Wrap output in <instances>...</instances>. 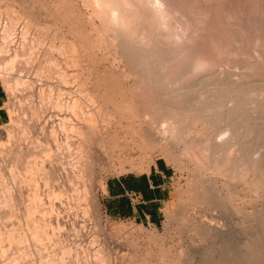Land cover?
<instances>
[{"label":"rangeland","instance_id":"rangeland-1","mask_svg":"<svg viewBox=\"0 0 264 264\" xmlns=\"http://www.w3.org/2000/svg\"><path fill=\"white\" fill-rule=\"evenodd\" d=\"M97 1L0 0V31L18 32L14 39L23 50L17 51L20 55L4 52L5 56L13 55L15 63L0 66L6 111L0 122V264H202L228 251L237 257L235 264H264V147H255L259 149L256 153L262 152L248 158L249 168L243 165L237 149L231 158L222 160L218 155L213 156L214 161L210 150L206 154L204 143L161 141V135V139L145 135L151 131V122L170 119V113L176 111L171 107L182 93L188 99L205 84L215 85L210 74L213 68L196 73L191 69L197 53L190 50L196 46L208 51L213 65L217 63L225 71L241 73L248 60L255 69L261 67L259 79L263 82L251 98L264 97L263 64L250 57L253 44L264 39V25L259 28L264 23V0H173L174 7L189 8L193 14L210 9L207 19L211 28L196 32L193 28L186 31V26L179 24L180 16L173 18L170 30L159 32L150 14L140 17L137 23L145 33L156 30L152 38L164 47L167 72L172 76L167 84H174L173 88L158 89L142 87L134 80L139 77L138 67L123 58L118 29ZM139 1V8L148 10L146 1ZM229 12L245 18L237 19L238 23L253 25V30L248 33L249 27L228 25L225 15ZM189 15L187 19L193 16ZM174 30L186 31L184 41L176 43L168 38ZM242 31H247V37L235 42ZM71 41L73 47L69 46ZM60 44L65 52L74 48L78 59L69 61L75 55L71 48L65 53ZM76 60L74 68L70 62ZM209 74L212 79L202 81ZM59 75L79 80L65 82ZM168 90L176 97L169 100ZM74 97L84 111L78 106L73 112L67 106ZM241 107L246 112L245 105L244 110ZM259 110L255 108L253 116L260 115ZM247 114L250 111L246 122L242 120L245 125L241 123L239 137L252 126ZM261 137L264 141V131ZM157 159L171 170L159 224L110 217L102 202L106 181L146 172ZM212 219L229 230V237L212 235L213 243L202 250V239H194L193 231L200 226L197 222Z\"/></svg>","mask_w":264,"mask_h":264},{"label":"bare ground","instance_id":"bare-ground-1","mask_svg":"<svg viewBox=\"0 0 264 264\" xmlns=\"http://www.w3.org/2000/svg\"><path fill=\"white\" fill-rule=\"evenodd\" d=\"M141 1H146L147 5H148L147 6L148 10L140 9L141 7L139 8V6L137 4L138 0H98L97 3L99 5L100 4L103 5L102 9L105 10L108 13V14H106L107 18L109 17L108 20H110L111 23L113 22L114 25L116 26V28L118 29V33L120 34V39L119 40H121V42H119V44H121V45H119V46H121V50H122V52L124 54L123 56H126V57H123V58H126L127 61L130 62V64L133 63L134 66L136 65L138 67V68L135 67L136 68L135 70L139 73V77H136L134 80L139 82L142 87L149 88V89L150 88L158 89V88L172 87L174 84L172 86H169V84H167V82L169 81L168 79H171L172 76L170 75V73L167 72L168 61L165 58L166 56L163 54L164 53V51H163L164 47L162 48L161 45L155 43V40L152 38V36H154V33L157 34V32H155L156 30H154V29H156V27H157L159 29V30H157L158 32L160 30L161 31L170 30L171 24H172L171 21L173 20L174 17H176L177 20H178V16H180L182 18V21H179V24L186 26V31L191 29V28H193L195 30V32L197 30L200 31L202 29L209 28V26H212L210 24L211 20H209L210 21L209 22L208 19H207L210 16V14H211L210 9L209 8L202 9L199 13H198V11L195 10L197 13L194 12V14H193V13H190L191 10L189 8L177 9L176 7H174L173 4H174L175 1H173V0H141ZM141 1H139V3ZM136 4H137L138 7L136 6ZM148 11H150L151 13L148 12ZM234 11H238V10H234ZM245 12L246 11L244 10V13ZM147 14H150L149 15L150 19L156 25L154 27V29L152 30L154 32L153 33L151 32V33H148V34L145 33L144 29L141 28V26L137 23V21H138V19H140V17H144V16L147 17ZM189 14H191L193 16L195 15V16H198V17H196L194 19H191V17H193V16H191L190 19H187L186 17L190 16ZM215 14H217V13H215ZM238 15L236 14V12H234V13L229 12L228 15H225L226 16L225 19L227 18V21H228V22L226 21V23L228 25L229 24L233 25V27H235V25H236V27H237L240 24V23H238L237 19L240 20V21L241 20L242 21L245 20V18L244 19L243 18L239 19ZM212 17H214V15ZM8 22H9V20H8ZM260 22H262V20ZM214 23H215V26L214 25L213 26L215 28H217L218 27L217 26L218 23L216 24L215 19H214ZM257 23H258V21H257ZM179 24H177V25H179ZM262 24L264 25L263 22L261 24H259L260 30L263 27V26H261ZM240 25H242V23ZM257 25L254 26V29H256ZM243 26H245V25L243 24L242 27H240V28L249 27V28H247V30H249L248 33L253 30V25L251 27H250L249 24H248L247 27H243ZM180 27H178V28H180ZM178 28H176V29H178ZM215 28H213V29H215ZM110 30H111V28H110ZM238 30H237V32L240 31V30L239 31ZM147 31H148V29H147ZM179 31H177V30H174L172 32L170 31L171 33L169 32L170 35H168V38L170 40L176 42V43H180V42L184 41V39L186 37V34H185L186 31L185 32H179ZM220 32H222V31H220ZM225 32L226 31H224V33ZM242 32L244 34H242L239 37H237L235 39V42L241 43L247 37V34H248L247 31H242ZM17 34H19V33L16 32V31H12L10 29H8V30L6 29L3 32L0 31V66L1 67H3L2 64L8 65L7 63H9V65H12V63H15V62H13L14 60H12V58H11V56H13V55L8 57L9 55L5 56L4 52H13V51H15L16 53H18L17 51H19L21 49L20 46L16 45L17 43L15 42V39H14L15 35H17ZM24 34H25V31L22 30L21 35L23 36ZM256 36H257V34H256ZM256 36H255V38H256ZM196 38H198V37H196ZM199 38H200V36H199ZM250 41H251V38H250ZM61 42H59V43H61ZM65 43H66V41H65ZM68 43H69V46H71L73 44L72 41L68 42ZM200 43L201 42H199V44ZM63 45H61V50H62L63 47H66L64 43H63ZM23 46H21L22 49H25V48H23ZM200 46H202V45H200ZM71 47H73V45ZM71 47H69V48H71ZM69 48H67V49H69ZM86 48H89V47L87 46ZM67 49H66V52H65V49L63 48L65 53H68ZM250 49H251L250 57L253 58L255 61H257L258 63L263 64L262 67H264V39L262 41L257 40ZM85 50H84V52H86ZM90 50H92V48ZM20 51H23V50H20ZM71 51H72V53L74 55L77 54V52L76 53L74 52V51H76L74 48H73V50L71 48ZM190 52H194L195 54L197 53V57H196L193 65L191 66L192 67L191 69H192L193 73H196V72H199V71H201V72L203 71L204 72L205 70L206 71H211V70L214 69V71L210 72V74H212L215 77V85L213 84L214 86H211L212 85L211 84L212 82H211V83H209L210 85H206L205 84V86H202L199 89L197 88L198 90L196 92H198V93L194 92L195 94H193V96L189 97L188 99H185L184 96L182 95L183 94L182 93L180 95L179 101H177L178 100L177 99L176 100L177 103H175V105H172V107H171L172 109L174 108L176 111L175 112H174V110H173V112L170 111L171 112L170 113L171 114L170 115V119H167V118H169V117H167L166 120H168V121L160 120L159 122L158 121L157 122L155 121L153 123L151 122V124H152L151 131H149V133H146L145 135L148 136V137H152V135H155V136L159 137L161 135L162 136L161 138H163L161 141H164V140H178L179 142H184V141H188L190 139L192 145H199V144L204 143V145L203 144L202 145L206 148V149L203 148V149L206 150V154H209L208 152L210 150V156L212 155V157L213 156L216 157L218 155H221L222 160H225L227 158H231V155L234 154L233 151L235 149H237V151L239 153H242V157L241 158H243V160H244L243 165L247 166L249 157L252 158V155H254L253 157H255V154L256 155L258 154L259 156L261 155L262 151L260 152V154L258 152L256 153L257 148L255 150V147H258V148L261 147V146H262V148L264 147V141H262V137H261V134L264 131V97L263 98H259V99H257V97H256V99H252L251 98V96L254 95V91L259 89L260 88L259 86L262 85L263 79H259V75L262 72V69H261V67H258L257 69H255V67H254L253 63L251 62V60H248V61H246L245 65H244V68L246 70L241 72V73H237V72H235L233 70L225 71V70L222 69L221 65H218L217 63L215 65H213V63L211 62L212 60L209 59L210 56H207V52L208 51H206L205 49L197 48V46H196L195 48L193 47V49H191ZM72 53H70L69 56ZM89 54H90V52H89ZM191 54L195 56V54H193V53H191ZM15 56H17V54H15L14 57ZM77 56L78 55H75L71 59H68V60L71 61V60H73L74 57L77 58ZM119 57H122V55H120ZM67 58H68V56H67ZM70 63H73V66L75 68V66L78 64V60H76V62L74 61V62H70ZM74 63L76 65H74ZM79 63L81 64L80 61H79ZM225 65H226V63H225ZM13 66H15V64H13ZM14 68H17V65H16V67H13V70H14ZM206 68H213V69H206ZM19 70H20V68H19ZM16 72H17V70H16ZM19 72H17V73H19ZM71 72H73V71H71ZM63 73L65 74V72H63ZM61 74H62V72H61ZM210 74L207 77V79H205L203 77L204 79H202V81H207L209 79H212ZM197 75H199V73ZM61 76H63V75H61ZM19 77H18V79H19ZM63 80L65 82H69V81H72V80H79V78H74V77L71 78V77L63 76ZM63 80H62V82H63ZM197 80L198 79H196V82H197ZM179 86H182V85H179ZM190 86H192V85H190ZM190 86H188V87H190ZM81 88L83 89L82 86H81ZM182 88L183 89L184 88L187 89V86H182L180 89H182ZM166 89H168V88H166ZM170 91L169 90L167 91L168 93H166V97L170 96V93H171ZM236 91L237 92L239 91V93L242 92L244 95L241 94L242 96H240V95L235 96L234 93ZM174 94L172 93L171 95L176 97V95H174ZM257 94H258V92H257ZM257 94H255V96ZM263 94H261V97L263 96ZM188 95H189V93H188ZM249 95H250V98L248 97ZM172 96H170L171 98H168V99L169 100L172 99ZM246 97H248V98H246ZM161 98H164V97H161ZM72 99H73V97H72ZM77 99L78 98H75L72 102H69V105H67V104H64V105H67V106L71 107L74 111L72 109H70V110L75 112L76 109L78 108V106L80 107L82 105V104L80 105V101L77 100ZM164 99H162V100H164ZM65 101H67V103H68L69 100H65ZM78 101H79V105H78ZM89 102H91V101H89ZM161 103H163V102H161ZM242 103L245 105V107H246L245 109L246 110H244V105H243V107H241ZM240 107H241L242 110H244L246 112L241 111ZM255 108H257V109L260 108L261 109V111L259 110L260 115L253 116V112H254ZM81 109L82 108L80 107L79 110H81ZM70 110H68V111L70 112ZM82 110L84 111V108ZM86 110L88 111V109H86ZM249 111H250V114H249L250 118H249L248 114H247V116H248L249 121L252 120L251 121V123H252L251 125L252 126L248 125L249 127L250 126L251 127L249 129L247 127V131H245V133H243L244 135L239 137V133L241 132V130H240L241 123L243 121L246 122L245 121V119H246L245 115ZM167 116H169V115H167ZM65 117L66 116H64L63 118H65ZM90 122H91V119H90ZM225 122H227L228 124L226 125ZM244 122H243V124H244ZM87 123L89 124V121H87ZM223 123H225L224 124L225 126H223ZM198 124H201V126H199ZM221 125L223 127H221ZM229 125H231V127H229ZM72 127H74V125ZM86 127H88V125ZM213 127L217 128L216 131L214 130ZM244 128H245V126H244ZM239 130H240V132H239ZM76 131H78V130H76ZM161 138L159 137V139H161ZM189 141H188V143H189ZM257 151H259V149ZM199 152H200V150H199ZM214 157L212 159H214ZM251 158H249V159H251ZM214 161H215V159H214ZM219 161H220V159H219ZM52 164H54V163H52ZM218 164H220V163H218ZM52 167H53V165H52ZM247 167L250 168V166H247ZM261 169H262L261 176L264 177V168H261ZM54 171H55V169H54ZM225 171H226V169H225ZM226 173H228V172H226ZM229 173H231V171ZM226 177H227V175H226ZM203 198H205V197H203ZM201 200H203V199H201ZM201 206H203V205H201ZM212 206H213V204H212ZM206 215H208V214H206ZM209 218L211 219L210 216H209ZM204 219H206L205 216H204ZM213 222L208 221V220H205V221H202V222H197V223H200V226L196 227L194 229V231H193L194 239L195 238L196 239H202L201 240L202 241V243H201L202 244V246H201L202 250H205L206 247H208L211 243H213L212 241L214 239L212 240V238H213L212 235H215V237H217L216 235H220L223 238L229 237V235H228L229 230L225 229L223 227L224 225H221L222 227H220L219 225H217L218 222L215 223V220H213ZM226 223H227V221H226ZM199 243H200V240H199ZM194 246H197V244L194 245ZM197 249H199V248L197 247ZM230 249L233 250V248H230ZM200 252H201V250H200ZM223 253H225V252H223ZM261 256H263V255H261ZM234 257H235V255L233 254V251H232V253H231V251H228V254H226L224 256L221 255L218 259H215V257L211 258L210 260L207 259L208 261L205 260V261L202 262V264H227V263L228 264H235L233 262H234V259L237 258V257H235V258ZM207 258H209V257H207Z\"/></svg>","mask_w":264,"mask_h":264},{"label":"crops","instance_id":"crops-1","mask_svg":"<svg viewBox=\"0 0 264 264\" xmlns=\"http://www.w3.org/2000/svg\"><path fill=\"white\" fill-rule=\"evenodd\" d=\"M5 94L0 87V122L6 118ZM171 170L157 159L146 172L113 177L104 185L102 202L105 211L116 219H133L158 225L166 197V183Z\"/></svg>","mask_w":264,"mask_h":264}]
</instances>
